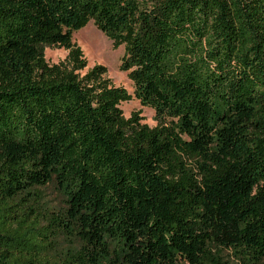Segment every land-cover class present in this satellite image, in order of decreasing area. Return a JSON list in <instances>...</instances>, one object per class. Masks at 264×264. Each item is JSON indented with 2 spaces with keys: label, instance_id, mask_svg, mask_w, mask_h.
<instances>
[{
  "label": "trees",
  "instance_id": "obj_1",
  "mask_svg": "<svg viewBox=\"0 0 264 264\" xmlns=\"http://www.w3.org/2000/svg\"><path fill=\"white\" fill-rule=\"evenodd\" d=\"M89 22L123 46L153 128L124 118L105 67L84 72L72 33ZM44 47L68 53L49 64ZM224 252L264 264V0H0V264Z\"/></svg>",
  "mask_w": 264,
  "mask_h": 264
},
{
  "label": "rangeland",
  "instance_id": "obj_2",
  "mask_svg": "<svg viewBox=\"0 0 264 264\" xmlns=\"http://www.w3.org/2000/svg\"><path fill=\"white\" fill-rule=\"evenodd\" d=\"M72 42L75 43L82 51L83 57L87 62L84 72L91 69L95 65L105 67V77L108 78L114 87H120L132 96L129 102L121 103V109L124 118H129L134 112H140L142 124L153 128L156 125L154 120V112L152 109L142 107L133 97V86L128 80L127 74L119 70L120 60L124 53L123 46L113 49L112 42L108 40L101 32H99L92 22L86 24L85 27L72 33ZM44 58L49 64H57L65 60L67 51L62 48L44 47ZM41 193V206L56 213L64 207L63 198L60 196L57 188L50 184L42 188H38ZM65 244V243H63ZM228 264H239L238 261L230 253L222 254Z\"/></svg>",
  "mask_w": 264,
  "mask_h": 264
}]
</instances>
